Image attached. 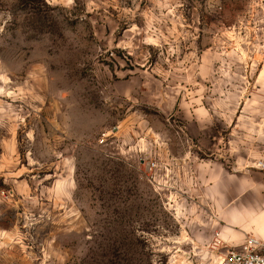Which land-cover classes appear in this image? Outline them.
Here are the masks:
<instances>
[{
    "label": "rangeland",
    "instance_id": "rangeland-1",
    "mask_svg": "<svg viewBox=\"0 0 264 264\" xmlns=\"http://www.w3.org/2000/svg\"><path fill=\"white\" fill-rule=\"evenodd\" d=\"M260 190L264 0H0V264H216Z\"/></svg>",
    "mask_w": 264,
    "mask_h": 264
},
{
    "label": "crops",
    "instance_id": "crops-1",
    "mask_svg": "<svg viewBox=\"0 0 264 264\" xmlns=\"http://www.w3.org/2000/svg\"><path fill=\"white\" fill-rule=\"evenodd\" d=\"M263 190V189H262ZM262 190L259 191V193H254L252 194V198L250 197H245L243 200H241L237 205L236 208L233 212V216L236 218L235 221L236 222H231L232 224H235L237 228L240 230L239 233L236 234L237 240L241 242L239 248L245 243V241L249 238H256L258 240H262L264 241V227L260 228L262 229V231H260L258 228L260 227L259 225L257 226V222H255L254 220H250V221H245L243 220L239 215H240V211L244 212L245 207L249 205L250 202L253 203V206H255L253 208V211H250V213L252 212H260L264 209V204L262 201V198L260 197V193L262 192ZM258 206H261V208H259L258 210L256 209ZM249 213V214H250ZM248 215V212H247ZM246 215V216H247ZM237 216V217H236ZM231 219V217H230ZM229 219V220H230ZM264 226V225H263ZM249 235H252L250 237H248ZM222 234L218 233L216 236H212L211 240L212 241H220V238H222Z\"/></svg>",
    "mask_w": 264,
    "mask_h": 264
},
{
    "label": "built area",
    "instance_id": "built-area-1",
    "mask_svg": "<svg viewBox=\"0 0 264 264\" xmlns=\"http://www.w3.org/2000/svg\"><path fill=\"white\" fill-rule=\"evenodd\" d=\"M216 264H264V241L249 238L240 248L221 256Z\"/></svg>",
    "mask_w": 264,
    "mask_h": 264
}]
</instances>
